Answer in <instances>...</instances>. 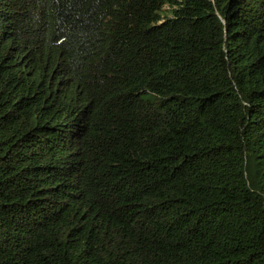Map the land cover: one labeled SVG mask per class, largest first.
Listing matches in <instances>:
<instances>
[{"label": "trees", "instance_id": "1", "mask_svg": "<svg viewBox=\"0 0 264 264\" xmlns=\"http://www.w3.org/2000/svg\"><path fill=\"white\" fill-rule=\"evenodd\" d=\"M0 264H264V0H0Z\"/></svg>", "mask_w": 264, "mask_h": 264}]
</instances>
